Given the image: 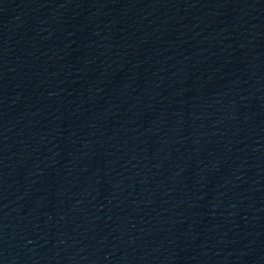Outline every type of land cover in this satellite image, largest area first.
<instances>
[{
  "label": "water",
  "instance_id": "water-1",
  "mask_svg": "<svg viewBox=\"0 0 264 264\" xmlns=\"http://www.w3.org/2000/svg\"><path fill=\"white\" fill-rule=\"evenodd\" d=\"M154 264H264V87L219 150Z\"/></svg>",
  "mask_w": 264,
  "mask_h": 264
}]
</instances>
